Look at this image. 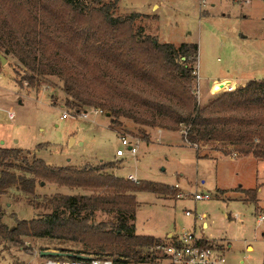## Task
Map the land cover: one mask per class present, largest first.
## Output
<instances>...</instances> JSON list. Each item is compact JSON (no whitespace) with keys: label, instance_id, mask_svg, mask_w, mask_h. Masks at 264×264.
I'll return each mask as SVG.
<instances>
[{"label":"rangeland","instance_id":"1","mask_svg":"<svg viewBox=\"0 0 264 264\" xmlns=\"http://www.w3.org/2000/svg\"><path fill=\"white\" fill-rule=\"evenodd\" d=\"M16 1L20 6H15L13 13L0 5V15L6 18L16 36L21 37L28 13L38 17L45 32L58 40L61 47L48 43L49 48L42 58L43 69L36 74L40 84L37 89L27 87L24 77L30 70L12 53L0 52L6 59L4 64L0 63V141L4 140L0 147L20 149L21 159L11 161L9 169L17 176L35 179L32 192L22 190L17 182L0 196L3 222L13 227L14 219L44 216L51 212L49 201L56 194L89 193L81 188L58 185L43 175L35 177L29 170L33 159H41L50 167L80 168L115 161L117 167L108 172L155 182L161 188L160 194L135 193L136 234L161 236L157 238L166 241L168 232L177 235L188 230L208 240L228 244L224 264H264V219L257 221L259 215H264V158L239 152L237 156L226 155L213 149L214 144L220 145L218 143L200 142L195 149L184 138L186 123L161 117L155 109L140 102L155 99L173 103L168 95L138 81L95 53L96 66L90 71L79 61L81 54L74 53L73 44L55 20L30 0ZM112 13L115 16L138 13L132 27L139 36L171 43L175 48L184 42L197 44L196 61L189 56L186 65L191 69L190 91L198 107L207 106L222 92L248 80L264 79V0H118ZM225 76L235 79L238 85L229 83L225 88L214 90L217 84L214 88L211 84ZM102 102H111L112 107L155 124H141L122 116L119 124H112V115L99 106ZM77 107H80L78 113L75 112ZM93 108L102 113H95ZM83 110H87V118L79 115ZM8 112L13 113L12 118ZM62 112L69 113L68 118L61 119ZM257 113L259 111L216 107L207 115L240 118L257 117ZM246 124L260 125L258 122ZM246 124L234 122L229 126ZM261 126L264 128V123ZM120 134L139 141L136 154L115 155L117 148L124 149ZM204 154L209 156L202 157ZM238 186L257 189L256 198L234 191ZM216 188L229 191L215 192ZM195 191L208 193L210 198L194 201L190 194ZM179 193L181 196H177ZM186 209L193 215L186 216ZM202 214L205 217L200 219ZM115 217L116 213L96 211L90 221L108 223ZM21 239L23 244L17 246L0 237V264H37L42 260L39 253L43 250L59 253L82 250L81 244L58 238L24 236Z\"/></svg>","mask_w":264,"mask_h":264},{"label":"trees","instance_id":"2","mask_svg":"<svg viewBox=\"0 0 264 264\" xmlns=\"http://www.w3.org/2000/svg\"><path fill=\"white\" fill-rule=\"evenodd\" d=\"M30 1L56 21L73 44L74 53L81 54L79 61L90 71L96 66L93 60L95 53L138 81L150 84L168 95L173 103L155 99H141L140 102L147 108L155 109L161 117L173 119L176 123H186L184 138L195 149L199 148L200 142L218 143L220 145L214 144L213 149L226 155L235 153L237 156L239 152L244 156L264 158V128L261 126L264 123V79L248 80L244 85L222 92L207 106L198 107L190 91L193 76L186 65L189 56L193 62L196 61L197 44L184 42L175 48L171 43H159L155 38L139 36L132 27L138 13L125 16L112 13L118 0ZM0 5L11 13L15 6H20L16 0H0ZM42 24L36 15L27 13L21 37H18L8 26L6 18L0 15V52L12 53L30 70L31 73L24 77L28 81V88L37 89L40 85L36 74L43 69L42 58L49 48L48 43L61 47L58 40L45 32ZM95 78H98L97 74ZM114 87L120 88L118 85ZM99 106L106 109L109 116L112 115V124H119L121 116L141 124H155L132 112L114 108L111 102H102ZM216 107L224 110H255L259 113L257 117L208 116L207 112H212ZM79 111L80 107H77L75 112ZM234 122H258L260 125L229 126ZM144 137L148 138L146 135ZM20 154V149L0 147V196L6 194L9 185L17 182L24 191L32 192L34 189V178L17 176L9 169L12 167L11 161L21 159ZM114 162L106 161L87 168L50 167L41 159H33L29 170L35 177L43 175L58 185L81 188L89 193L56 194L49 201L51 212L38 218L14 219L13 227L3 222L4 212L0 204V237L17 246L23 244L21 238L24 236L58 238L82 245V250L72 253V256H48L58 259L109 257L115 264H157L158 255L144 249L161 242L160 238L135 233V193L149 191L160 194L161 188L155 182L133 181L108 172V169L117 167ZM234 191L255 198L257 195V189H243L241 186L234 188ZM96 211L116 213L115 220L108 223L91 222ZM85 253H93L94 256Z\"/></svg>","mask_w":264,"mask_h":264},{"label":"built area","instance_id":"3","mask_svg":"<svg viewBox=\"0 0 264 264\" xmlns=\"http://www.w3.org/2000/svg\"><path fill=\"white\" fill-rule=\"evenodd\" d=\"M247 1V0H244ZM198 77V73H197ZM232 88V85L228 86ZM227 88V86H226ZM198 90V88H197ZM95 113H102L99 109H94ZM81 117L87 118V110H83L80 114ZM10 118L13 117V113L8 112ZM69 113L62 112L60 118H68ZM160 131V130H159ZM185 134V131H184ZM120 144L124 147L117 148L115 151L116 156L122 157L125 152L136 154L138 150V140L131 141L124 134H120ZM232 156H235L233 153ZM128 179L137 181L135 177L129 175ZM177 187V184L175 185ZM178 188V187H177ZM194 201L206 200L210 198L208 193L197 192L190 194ZM177 196H181L179 193ZM186 216L193 215L191 210L186 209L184 211ZM205 214L199 216L203 219ZM264 219V215H259L257 218L258 223ZM206 226V225H205ZM203 226V227H205ZM230 246L224 243H217L212 240H208L203 236H198L191 231H183L177 235H171L166 238V241H161L151 245L148 249L158 255L157 264H224L226 262L225 251ZM164 262V263H163ZM115 264L114 261L109 257H91L86 259L78 260H65L54 257H42V260L37 264ZM144 264V263H142Z\"/></svg>","mask_w":264,"mask_h":264},{"label":"water","instance_id":"4","mask_svg":"<svg viewBox=\"0 0 264 264\" xmlns=\"http://www.w3.org/2000/svg\"><path fill=\"white\" fill-rule=\"evenodd\" d=\"M6 62V59L5 57H3L1 54H0V63L4 64ZM231 83L229 80H225V81H221L220 83H218L216 86V88H214V90H219L223 87H225V85ZM59 255H69V256H72L73 254L72 253H59V252H54V251H50V250H43V251H40L39 253V256L40 257H48V256H59ZM80 259H86L85 256H80ZM41 264H44V263H41Z\"/></svg>","mask_w":264,"mask_h":264},{"label":"crops","instance_id":"5","mask_svg":"<svg viewBox=\"0 0 264 264\" xmlns=\"http://www.w3.org/2000/svg\"><path fill=\"white\" fill-rule=\"evenodd\" d=\"M247 1H248V0H247ZM225 80H229L231 83H233V85H238V84H237V81H235V79H232V78H230V77L225 76V77H223V78H220V79L214 81V82L211 84V87L214 88V86H215L216 84L220 83L221 81H225ZM240 85H244V83H242V84H240ZM224 88H225V87H224ZM1 141H4V140H1ZM1 141H0V142H1ZM4 143H5V142H4ZM119 157H120V156H119ZM114 175L118 176L116 173H114ZM128 176H129V175H128ZM128 176H126V178H128ZM118 177H123V176H118ZM135 179H136V178H135ZM136 180H138V179H136ZM231 189H233V188H231ZM225 190H228V189H225V188H216L215 192H222V191H225ZM228 191H229V190H228ZM205 225H206V223L204 222V223H203V226H205ZM171 235H173V234L170 233V232H168V233L166 234V237H169V236H171ZM151 236H152V235H151ZM154 237H161V236H154ZM246 248L249 249L250 246H247Z\"/></svg>","mask_w":264,"mask_h":264}]
</instances>
